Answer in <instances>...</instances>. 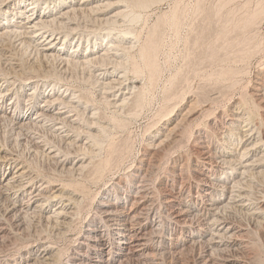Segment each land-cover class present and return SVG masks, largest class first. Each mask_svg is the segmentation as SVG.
<instances>
[{"label":"bare ground","instance_id":"bare-ground-1","mask_svg":"<svg viewBox=\"0 0 264 264\" xmlns=\"http://www.w3.org/2000/svg\"><path fill=\"white\" fill-rule=\"evenodd\" d=\"M131 2V8H140L152 1ZM115 3L0 0V56L8 66L6 71L0 66V124H8L17 137L31 141L37 153L55 164L59 175L42 177L16 151L0 146V259L4 257L7 264H57L60 250L48 241L49 236H41L36 229L39 235L31 231L36 236L32 233L33 237L12 243L9 223L21 227L36 218L52 230L66 231L91 197L84 184L70 183L82 177L85 182L107 183L101 199L93 200L94 212L87 213L91 227L85 228L78 248L64 264H261L250 229H264V185H260L261 180L264 184V62L246 85L249 89L245 87L238 98L228 96L225 107L216 106L229 93L221 88L206 101L185 94L182 102L163 110L167 114L148 133L143 151L119 174L122 167L112 156L114 145L108 135L125 125L122 111L142 106L144 88L139 76L144 68L142 60L139 66L129 54L134 31L114 28L126 22L129 3L109 15ZM174 13L171 18L178 19ZM130 16L135 21L138 15ZM72 38L74 46L62 49ZM91 40L95 44L89 47ZM84 42L82 53L79 47ZM155 44H143L138 53L151 79L158 71ZM20 50H31L43 64L57 62L64 71L70 67L92 71L99 96L111 107L110 117L78 87L43 76L39 67L22 70L12 58ZM238 69L229 66L211 76L231 81L242 71ZM27 87H31L27 93H20ZM41 130L64 147L53 145ZM169 147L173 151L164 153ZM181 147H186L185 152L176 154ZM65 177L70 180L67 184ZM53 201L57 203L50 209ZM21 250L26 254L15 255Z\"/></svg>","mask_w":264,"mask_h":264},{"label":"rangeland","instance_id":"rangeland-1","mask_svg":"<svg viewBox=\"0 0 264 264\" xmlns=\"http://www.w3.org/2000/svg\"><path fill=\"white\" fill-rule=\"evenodd\" d=\"M108 1H110V3H115L114 2L115 0H112V1L108 0ZM127 1L128 0H126V2L125 1L121 2V4L115 3L116 6L110 8L109 10V15H112L118 9H121L123 6L127 5V3L130 4V7L128 4L126 8L127 13L129 14L128 16L126 14L127 16L126 22H123L121 23V25L119 24L115 26L114 28H116L115 30H119V29L123 30V29L129 28V29H132L131 31H134L133 33L135 35L132 36L134 38L133 39L134 41H132L134 44L131 47L129 54L130 56L131 55L134 56L132 59L137 65L140 66V64L142 63L141 64L142 66H140L141 70L142 68L145 69L148 67L144 65L145 64L143 62L144 59L140 58V54L138 55L140 48L143 46V44L150 46L153 42L154 44L156 42L155 45L158 50H155L156 51L155 57L157 59V60L155 59L156 60L155 62H156V65H157L156 67L158 68L157 69L158 71L154 75L155 78L152 77L151 79L150 76L149 77L147 76L149 73L147 74L146 72L149 69L148 70L143 69V71L141 72L142 74H140L139 76L140 81H143L142 83H143V88H144L142 96H141L142 106L138 107L137 109H135L134 107V110H132L133 106L132 107L130 106L129 107L130 109L126 108L127 111L126 109L122 111L121 119L125 123V125L122 126L121 128L120 127L115 128L113 132L108 135V141L112 142L114 145L113 147L114 153H112V156H114L113 158H115V160H117V163L120 164V166L122 167V168L120 167L121 172L119 171V174H123L124 169L133 162V160L141 153V151H143V147H145V143L148 140V133L154 130V128L158 126V124L160 123L159 122L160 118H163L165 111L167 112V110L172 109L174 107L173 106L174 104H178L182 102L186 98L185 94L187 95L192 94L193 96H195V98H198L199 101H203V100L206 101L207 98L212 94V92H217V89L219 90L222 88L219 91L223 93H225L224 91H226V93L227 92L229 93L225 95L224 98H222L223 99L222 102H218L220 104L218 105L217 103L216 106L225 107L227 105V102H228L227 100L229 99V97L232 96L235 98L236 96L238 98V96H240L241 93L243 94V92L245 93V91L249 89L247 86H249V83H251L256 68L261 64V62H264V0H155V1L151 0L152 2H148L147 5L141 6L142 8L141 7L139 8L137 5H136L137 7L132 6L133 8H131V3H132L131 0H129L130 2L129 1L127 2ZM28 3L29 1H26L25 5L27 6ZM174 12H176L178 19L174 18L175 17ZM173 15L174 17L171 18V16ZM129 16L130 17L137 16L138 18L136 17L137 19L135 18V21L134 20L132 21V19L129 18ZM229 18L232 19V21ZM130 19L132 22L130 21ZM177 20H179V23L176 24L175 22ZM250 30H253V31H250ZM242 37H243V40H242ZM72 41H73V38L69 42L64 44L63 47L61 48L69 51L71 47L74 46ZM98 42L102 43L103 41L102 39H100L98 40ZM253 42L256 44H254ZM59 44H61V42ZM59 44L56 47H58ZM94 44H95L94 40H91V42L89 43V47H91L90 45H94ZM86 45L87 44L85 42L82 45H80L79 47L80 52L83 53L85 51ZM29 52L25 50L13 52L12 58L14 59L15 62L18 63V66L22 70H25V68L26 70L30 69L28 67H34V66L35 68L39 67L36 69L39 72L41 71V74L43 76L49 77L52 79L61 80L62 82H66L75 88L78 87V89L83 91V93L88 94V96L93 100L94 106L97 105L98 108L100 107L99 109L101 110V112L102 113L104 112L103 114L107 118L110 117L109 115L112 111L111 107H108V105L106 106L105 105L106 103L104 104V101L102 100L103 99L102 95L99 96L101 93H100L99 87L95 85L94 77L93 75H91L92 71H88L87 69L82 70V67H80L81 69H79V67L78 68L70 67L66 71H64V69L59 68V64L57 62L43 64L40 61V59L37 58L31 50H29ZM238 56L240 59L238 58ZM34 57H36L37 59H35ZM33 58L35 59L34 61H33ZM213 58H215V60ZM228 58L233 61L229 60ZM140 60H142L141 63H140ZM219 63L221 66H219ZM42 64L44 66H42ZM0 66L3 70L5 71L8 70V66L6 65L5 61L3 60L1 56H0ZM229 66L231 69L234 68L235 70H237L239 68L240 70H242L236 75L237 77L235 76L234 79L236 80L233 79L231 81L230 80L221 81L218 79L217 81L216 79L217 77H215L216 74L214 78L211 76V74L217 73L218 70L228 68ZM43 71L44 72L47 71L46 73L49 76L46 75V73L44 74ZM51 73H52V76H51ZM209 74L211 77L208 76ZM149 79H151L152 81H150ZM228 82H231V83H228ZM226 86L229 88V90L228 88H226ZM245 87L247 88L246 90H245ZM48 88L49 87H46V89ZM30 89L31 87L25 88L24 89L25 91L20 89V93L21 92L27 93ZM203 94H207V95H203ZM180 96H182V98ZM96 102H100V103H96ZM21 111L24 112V108ZM152 127L154 128L152 129ZM41 131H43L42 132L43 134L41 132L40 134L44 138H46L48 141L52 139L51 143L53 145L56 144L55 146L57 147H62V148L64 147V145H62L61 142L57 141L58 138H55L56 140L53 137L50 138L49 137L50 135L46 131L44 130H41ZM44 132L47 133V136H45L46 133L44 135ZM12 143L15 146H13ZM103 144L105 145V146L104 145L102 146L104 149L103 152L105 155L106 149H107L106 148L107 143L104 142ZM0 146H2L3 148H8L14 152L16 151L17 152L16 154L18 156H21L19 157L20 160L25 161L27 164L29 163L31 166L29 164L28 165L32 168V170H34L40 176L42 177L44 176L45 178H47L48 176L49 178H53L55 176L54 178H59L58 172H56L57 170H54L56 169L55 164L52 161L49 162V160L46 159L41 153L39 152L37 153V150L34 147L33 143L27 140V138L25 139L22 136L21 138L20 136L17 137L15 133L11 131V127L8 124L6 125L0 124ZM168 149L166 150L167 152L164 151V153L168 154L169 152L173 151L171 147H169ZM181 149H179L180 153H178L177 151L176 154L184 153L186 150V147L184 148L181 147ZM107 153H108V149H107ZM53 165L55 166V168ZM0 174H1V170H0ZM56 175H58V177ZM63 179H64L63 182H65V184L69 183L70 181L68 180V177H65ZM71 182L79 183L82 185L84 184L83 187L85 188V190H87L91 194V197H89L90 199L85 200L84 206L82 204L84 208L80 207L83 210L79 209L78 211V214L82 211L79 214L80 219L78 218V214H77L76 218L78 220H76L75 218L76 221L72 223L69 229L66 230L67 232L66 231L61 232L62 234L60 232H57V230H52L50 227H47L44 224L43 225L40 224V222L36 218L34 220L33 219L26 220L21 227L16 225L14 222L9 223L8 229L13 235V239H11L12 243H15L14 240L16 241L17 244L18 242L19 243L22 242V240L23 241L27 240L28 238L31 237L30 235L34 231L38 235L39 233H41L40 234L41 236H46V237L49 236L48 241L51 243H54L55 247L58 250H60L59 256H58L59 263L57 261V264H61V263L64 264L65 262H67L70 255L78 248V244H77L78 238L83 234V232L85 231V228L91 227V223L89 224V221H90L89 215L94 212L93 210H94L95 203H96V201L93 202V200L95 197H96V200L101 199L100 196L102 195V192H103V186L107 183V180L105 181V183H99V185L91 182L90 180H86L85 182V180L82 177L81 179L79 178L77 180L70 181V183ZM260 182H261L260 185L263 186L264 184L262 180ZM1 203L3 205V202L0 200V212H2L3 210V206H1ZM56 203L57 201L51 202L49 205V208L50 209L53 208V206ZM85 217H86V220L83 221V218ZM36 229L38 230L40 229L39 230L40 232L38 233ZM250 230H251L250 238L251 240H253L252 247L254 246L253 249L256 251L257 254L260 253L259 254V257L261 259L260 263L263 264L264 263L263 261L264 260V234H263L264 229L263 228H257V229L251 228ZM33 234H32V237L34 235L36 236V234L34 235ZM49 238L51 241L49 240ZM1 247L3 248L2 244H0V250L2 249ZM20 253L21 255H24L26 254V251L21 250L19 253L16 251L15 255H19ZM3 259L4 257L0 259V264H7L5 260ZM131 264H135V263H131Z\"/></svg>","mask_w":264,"mask_h":264}]
</instances>
